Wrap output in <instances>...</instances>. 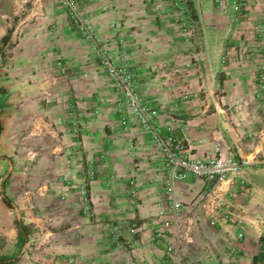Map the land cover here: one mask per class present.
<instances>
[{"label":"crops","instance_id":"crops-1","mask_svg":"<svg viewBox=\"0 0 264 264\" xmlns=\"http://www.w3.org/2000/svg\"><path fill=\"white\" fill-rule=\"evenodd\" d=\"M78 2L98 35L126 40L157 123L182 140L190 155L210 153L221 140L237 159H264V36L258 34L264 29V0H186L200 36L194 52L178 32L167 0ZM59 60L65 75H59ZM119 101L59 0H0V170L7 163L9 177L15 141L42 122V191L45 176L52 180L42 213L54 228L46 244L42 234V246L35 234L28 236L16 261V218L1 201L0 256L13 257V264H228L226 250L242 231L243 254L235 264H264V167L256 164L217 185L193 176L176 183L175 193L193 208L186 213L187 228L178 236L173 227L161 242L151 241L146 223L165 210L163 159L138 126L123 129ZM169 107L178 121L170 120ZM68 109L82 116L79 137L68 125ZM89 171L92 217L80 213L77 195ZM222 199L241 228L214 210ZM101 220L120 223L123 234L130 223L140 225L134 249L111 245Z\"/></svg>","mask_w":264,"mask_h":264},{"label":"built area","instance_id":"built-area-1","mask_svg":"<svg viewBox=\"0 0 264 264\" xmlns=\"http://www.w3.org/2000/svg\"><path fill=\"white\" fill-rule=\"evenodd\" d=\"M174 1L176 5L185 2V0ZM59 2L71 25L88 43L97 66L108 77L114 92L120 97L116 112L119 115L121 126L124 130L132 126H138L150 137L155 149L163 159L165 210L150 218L146 223L147 228L151 231L152 242H161L165 237V233L173 227L177 230L178 236L187 228L186 213L191 212L193 208L185 203L180 195L175 193L174 185L176 183L184 181L188 176H193L211 185H217L238 176L254 164L264 167V159L250 161L246 158L237 159L233 157L226 150L221 140L214 141L210 153L201 157L190 155L182 140L174 137L170 133V129L164 130L157 123V111L148 103L144 96V86L134 73L126 40L120 36L104 38L98 35L92 27L90 20L80 12L78 0H59ZM218 4L221 5L223 2L218 1ZM231 9L235 14L239 12V5L236 1L232 2ZM179 14L181 29L190 33L192 26L184 19L182 11ZM111 27L112 31L116 33L115 24H112ZM258 34L260 37H263L264 29L259 28ZM65 66L63 61H57L56 67L60 72L59 75L66 74ZM262 80H264V75L261 77ZM68 114L72 133L75 137H79L82 116L73 109H70ZM168 114L171 121H178L179 115L176 114L174 107L168 108ZM135 176V173L131 171L129 185L131 186L132 205H135L137 200ZM93 177L94 172L89 171L85 182L77 188L82 212L89 217H92L93 213L87 181ZM214 208V210L222 211L223 220L228 221L234 218L235 226L241 228L242 221L236 215H232L225 210V200L222 199ZM210 224L214 225L215 220L212 219ZM100 225L108 242L115 248L126 249L128 251L134 249L136 234L141 230L140 225L130 223L126 234H123L121 224L118 222L101 220ZM243 237L242 231L234 235V243L230 244L226 250L228 264L237 263L238 259L242 256L243 249L240 246V242ZM167 249L170 252L172 246L168 245ZM71 262L73 261H69V263Z\"/></svg>","mask_w":264,"mask_h":264},{"label":"rangeland","instance_id":"rangeland-1","mask_svg":"<svg viewBox=\"0 0 264 264\" xmlns=\"http://www.w3.org/2000/svg\"><path fill=\"white\" fill-rule=\"evenodd\" d=\"M173 9L174 21L177 25V30L182 35V38L187 41L190 45V52L197 51L199 49V31L196 26V22L192 17L188 16V7L186 0L184 3L177 5L174 0H167ZM183 12L184 19L190 23L192 26V31L190 33L183 31L179 25V12ZM260 83H263L260 79ZM40 106H42V100L40 101ZM69 113V109L67 114ZM68 125L70 126V117L68 114ZM36 132V134L34 133ZM58 133V132H57ZM60 136V137H59ZM60 133L57 137L58 144H61ZM50 141V139H48ZM51 142V141H50ZM53 143H51L52 145ZM57 152L54 151V158L57 157ZM1 157V156H0ZM3 157H7L4 155ZM42 122L37 124H32L24 135L15 141V150L10 157H8L10 163L9 177H6L7 163L3 162V168L0 170V203L7 206L8 213L10 215H15L16 224L19 223L26 227L27 230V240L33 234L36 235V240H39L42 246V234H48L49 232H54V228L46 215L42 213V197L50 194L51 190V180L50 176H45L49 178L47 181V188L42 191ZM1 165V163H0ZM4 180V181H3ZM3 181V182H2ZM8 197L9 202H3L1 195ZM60 195L58 198L60 199ZM5 206V207H6ZM80 213L85 215L80 208ZM86 216V215H85ZM29 218L36 220L29 221ZM43 231V233H42ZM47 232V233H46ZM17 228L15 232V252L14 256L16 261L19 259L20 254H22L21 249L24 246L17 244ZM33 237V236H32ZM52 237L46 235L44 238L45 244L47 241L51 240ZM35 243V242H33ZM32 244L31 247H33ZM38 246V245H37Z\"/></svg>","mask_w":264,"mask_h":264},{"label":"trees","instance_id":"trees-1","mask_svg":"<svg viewBox=\"0 0 264 264\" xmlns=\"http://www.w3.org/2000/svg\"><path fill=\"white\" fill-rule=\"evenodd\" d=\"M9 37H10V31H8L6 33V35L1 39V45L2 46H5L7 44V42L9 41ZM0 132H1V127H0ZM3 200H4V202L8 203V199L6 197H4ZM16 228L18 231L16 243L19 245H23L26 242L27 235H28L26 227L17 223ZM261 238H262V240H264V234ZM13 262H14L13 257L0 256V264H13Z\"/></svg>","mask_w":264,"mask_h":264}]
</instances>
